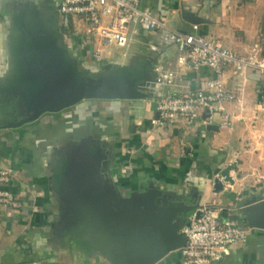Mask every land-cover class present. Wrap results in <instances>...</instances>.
I'll return each instance as SVG.
<instances>
[{"label": "crops", "instance_id": "1", "mask_svg": "<svg viewBox=\"0 0 264 264\" xmlns=\"http://www.w3.org/2000/svg\"><path fill=\"white\" fill-rule=\"evenodd\" d=\"M141 1L175 27L198 23L200 33L222 46L240 53L256 45L264 49V0ZM55 3L0 0V167L11 170L10 187L21 201V207L0 204V264H131L133 254L124 253L143 251L148 240L162 235L163 222L153 214L162 216L165 208L177 210L173 232L179 233L189 215L205 203L234 205L241 192L264 200V79L260 71L249 69L239 76L228 70L237 96L227 104L229 118L218 114L214 123L205 125L203 114L194 125L156 126L152 119L157 117L162 95L154 82L156 68L177 57V46L165 41L161 30L142 29L126 56L118 57L113 46L106 50L111 54L105 55V62H100L94 56L98 43L85 35L75 16L59 14ZM69 42L74 44L67 46ZM159 42L160 51L154 50L152 45ZM94 66L99 69L96 72L106 69L102 76L112 71L122 86L118 93L125 94L99 96L104 99L96 107L100 122L77 120L87 134L98 126L95 132L104 147L99 171L85 173L91 183L84 187V203H78L88 214L78 217L71 210L77 202L67 195L77 194V188L62 186L68 176L55 170L59 150L44 148L48 140L43 120L50 113H37L39 108L49 109L39 93H60V86L52 84L60 76L68 72L77 80ZM198 76L202 73L184 76L181 88H196L201 82ZM66 105L54 107L58 109L54 114ZM92 113H84L82 119ZM34 130L39 136L31 145ZM234 161L238 163L231 172L235 181L217 186L222 169ZM70 176L74 178L76 172ZM93 178L97 212L90 203ZM237 212L244 223L248 224L247 214L257 225L247 241L231 247L212 264H264V227L259 223L264 208L258 209V216L251 207ZM155 260L151 264H183L181 248L168 249Z\"/></svg>", "mask_w": 264, "mask_h": 264}, {"label": "built area", "instance_id": "2", "mask_svg": "<svg viewBox=\"0 0 264 264\" xmlns=\"http://www.w3.org/2000/svg\"><path fill=\"white\" fill-rule=\"evenodd\" d=\"M55 7L63 16H75L85 35L98 43L97 60L105 59L113 46L118 57L128 54L133 37L142 29H158L163 38L178 48V55L166 64H159L154 82L162 92L157 101L156 126L167 122L194 125L205 114L204 124L216 121V115L229 118L228 103L237 96L229 84L228 70L239 76L249 69L264 75V56L259 45L240 53L222 46L199 32L198 23L175 27L162 21L141 0H56ZM161 42L153 44L160 51ZM111 52V51H109ZM202 73L200 84L184 91L181 81L187 74ZM11 170L0 167V204L21 207V201L10 187ZM232 204L217 201L195 209L183 228L187 243L181 248L183 264H212L223 259L229 249L248 240L253 227L242 221Z\"/></svg>", "mask_w": 264, "mask_h": 264}, {"label": "rangeland", "instance_id": "3", "mask_svg": "<svg viewBox=\"0 0 264 264\" xmlns=\"http://www.w3.org/2000/svg\"><path fill=\"white\" fill-rule=\"evenodd\" d=\"M259 37L261 38L263 36L259 35ZM72 44H74V42H69L66 45L71 46ZM261 50H263L264 53V49H260V52ZM110 54L106 53V55H110ZM109 58L113 59L115 58V56H109ZM100 62H105V61H100ZM87 63L94 65V63H91L90 61H87ZM95 70L99 71L98 67L94 66L90 71H88L87 69L86 71L87 74L82 76H79L80 75L79 74L77 76V80H75V77L71 73L66 72L64 76H60L61 80L55 83L53 86L55 87L56 84H58L60 86V93H39V96L45 97V101L43 102V104L47 105V103H50L47 106L49 109H45L46 110L45 111L39 108V111L37 112L38 114H41L42 112L50 113L47 114L48 116L45 118V120H43V126L45 128L44 137L48 140L44 148L45 149L57 148L59 151H61L60 154H64L68 156L73 155L74 156L73 163L76 164L73 170L77 171L78 176L81 175V170L82 171L84 170V166L86 164L84 162V157L82 156L84 155L88 156L93 152L95 153L100 148L99 142L97 140H96L97 141L96 146L93 145L91 142H88L89 144L86 145V142L82 140L85 138L88 139L97 138L100 140V137L95 132L97 131L98 126H94L96 127L93 128L94 131L93 132L89 131V133L87 134V132L84 130L85 125L77 124L79 122L85 123V121L86 122L93 121L94 123L101 121L98 114L99 112L96 110L97 109L96 107L99 106L101 101L104 99L99 97L100 96L99 93H94V92H99V90L102 87H104L100 84L101 82H99L98 79L106 73V69H103L100 72H96ZM108 74L113 78V80L119 82V80L114 76V73H112V71H108ZM88 76L93 78L88 79L87 78ZM262 78L264 79V75L262 76ZM90 79H94L92 83H89ZM47 87L48 85L46 84L45 90H47ZM105 94L106 95H103V97L105 98L114 97V94L112 93H105ZM36 97L37 95H35L32 99ZM60 105L63 106L66 105V108L61 112H58L59 115L58 116L54 114L55 111L58 109H53V108ZM8 106L9 105L5 103V108H7ZM88 112H93L92 117H90V114H87L88 119H82V116H84L83 114ZM76 114H78L77 117L75 116ZM78 118L80 119V121ZM35 132L36 130H34V133H32L30 136L32 140H30L29 144L31 145L36 142V138L39 136V134H37L38 132L37 133ZM14 135L19 137L18 134H14ZM22 139L25 140V135L23 136ZM55 140L57 142L56 145L54 144ZM107 150L108 152L111 151V147L109 146ZM78 170H80V173ZM70 171L71 170H69L67 174ZM69 175L70 173L68 174V176ZM69 179L71 180V178ZM80 179H82V175Z\"/></svg>", "mask_w": 264, "mask_h": 264}, {"label": "water", "instance_id": "4", "mask_svg": "<svg viewBox=\"0 0 264 264\" xmlns=\"http://www.w3.org/2000/svg\"><path fill=\"white\" fill-rule=\"evenodd\" d=\"M60 69V68H59ZM63 69V68H62ZM66 71V70H65ZM65 75V74H64ZM94 79H90L89 83H92ZM99 82H101L100 84L104 87H102L99 92H94V93H99V95H106L105 93H112L114 95H118V94H125V93H118V91L120 90V86L121 84L115 80H113V78L111 76H101L99 79ZM97 80V81H98ZM57 83L56 81L53 82V85ZM133 95V94H132ZM45 98V97H44ZM205 116V114H204ZM93 137V136H92ZM84 140V142H86V145L89 144L88 142H91L93 145L96 146L97 141L99 142L100 148L97 152H93L90 155H84L82 157H84V162L86 163L84 166V170H81V175H82V179L81 175L78 176L77 171L76 172V177L71 178V176L68 174L74 172L73 168L74 166H76L75 163H73L74 161V156L73 155H64V154H60L61 151H59V155L57 156L56 162L59 160L60 162H58V168H56L55 170L57 171H61L63 175L68 176V178H66L65 180L63 179L62 181V186H69L71 185V187L74 186V188H77V194L74 192H68V196L70 197L69 200H71V202L75 203L77 202L76 205L72 204V208L71 210L75 211L74 213L77 214V216H83V214L87 213L88 211L82 210L81 208H79V203L78 202H82L81 197L84 194V187L85 185L90 186V180H86L88 177V174L86 175L85 173H87L88 170L92 169L93 174H95L96 172L99 171L100 168V156L101 153L103 152L104 147L101 145V141L97 138H92V139H82ZM97 140V141H96ZM79 143V142H78ZM77 143V144H78ZM73 156V157H72ZM81 157V159H82ZM70 163V164H69ZM74 164V165H73ZM238 163L237 162H231L229 163L224 169H222L221 171V176L217 178V186L219 187H224L226 182H230L233 183L236 179V176H234L231 172L233 169H237ZM65 170V172H64ZM71 170L68 174L67 172ZM80 173V170H78ZM80 177V178H79ZM71 178V180L69 179ZM79 178V179H77ZM95 178H93V183L94 187H93V197L90 201V203H93V212H97L96 210L98 209V203H97V196L98 193L97 191V183L95 184ZM226 189L228 190L229 188L226 187ZM67 191L65 192L64 195H66ZM233 204L235 205V208L240 211L242 208H252L253 213L256 214V216H258V209L260 208H264V200L259 201V197L258 195H253L252 198L251 197H244V194L241 193H237V195L234 198ZM92 205V204H91ZM248 206V207H247ZM66 209V208H65ZM62 210L64 211V207L62 208ZM69 210V209H68ZM164 211L162 213V216L157 215V214H153L154 216H156L159 220V222L161 223V221L163 223H161V228H162V235H159L157 237V240L151 241L148 240V246L145 250H141L138 253H134L133 251L124 253L125 256L128 253H132V262H134V264H151L153 262H155V258L158 256H162L164 254V252H166L168 249H176V248H182L186 245L187 243V237L185 236L184 232H183V227H181L182 231H180L179 233H174L173 232V220L175 218L176 212L177 210H169L167 208L163 209ZM70 211V210H69ZM71 212V211H70ZM238 214H240L238 212ZM159 216V217H158ZM247 218L246 222L252 226L255 227L257 224V222L255 223L254 221H252L251 217L249 215H245ZM258 221V220H257ZM263 221V222H262ZM260 225H262L264 227V218L259 222ZM169 239V240H168ZM174 244V245H173ZM150 254H153L154 257H149ZM152 261H151V260Z\"/></svg>", "mask_w": 264, "mask_h": 264}, {"label": "flooded vegetation", "instance_id": "5", "mask_svg": "<svg viewBox=\"0 0 264 264\" xmlns=\"http://www.w3.org/2000/svg\"><path fill=\"white\" fill-rule=\"evenodd\" d=\"M61 103V102H60ZM49 104H47L45 107H47Z\"/></svg>", "mask_w": 264, "mask_h": 264}, {"label": "trees", "instance_id": "6", "mask_svg": "<svg viewBox=\"0 0 264 264\" xmlns=\"http://www.w3.org/2000/svg\"><path fill=\"white\" fill-rule=\"evenodd\" d=\"M48 104V103H47Z\"/></svg>", "mask_w": 264, "mask_h": 264}]
</instances>
